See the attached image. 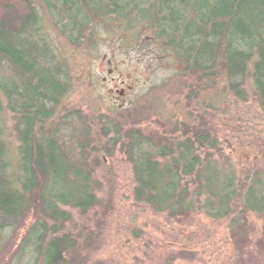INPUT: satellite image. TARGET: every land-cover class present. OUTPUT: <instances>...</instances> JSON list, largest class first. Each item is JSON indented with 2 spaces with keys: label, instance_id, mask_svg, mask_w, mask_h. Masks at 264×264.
<instances>
[{
  "label": "trees",
  "instance_id": "1",
  "mask_svg": "<svg viewBox=\"0 0 264 264\" xmlns=\"http://www.w3.org/2000/svg\"><path fill=\"white\" fill-rule=\"evenodd\" d=\"M39 3L75 47L96 48L103 30L147 40L196 87H214L223 78L235 97L247 99L251 78L264 110V0H0V64L8 67L0 78V247L33 217L23 240L30 245L27 264H74L80 238L72 211L88 217L102 204L97 170L103 159L99 149H88L89 130L79 152L62 134L64 127L71 138L83 131L71 110L57 114L71 75ZM7 111L14 115L16 164L5 132ZM102 124L105 151L111 155L120 146L131 164L136 202L170 218L195 211L226 218L237 206L241 188L217 158L219 140L204 120L181 123L173 135ZM256 192L254 185L246 190L242 210L264 216V192Z\"/></svg>",
  "mask_w": 264,
  "mask_h": 264
},
{
  "label": "rangeland",
  "instance_id": "2",
  "mask_svg": "<svg viewBox=\"0 0 264 264\" xmlns=\"http://www.w3.org/2000/svg\"><path fill=\"white\" fill-rule=\"evenodd\" d=\"M39 7L47 34L70 69V91L57 114L71 110L83 131L71 138V131L64 127L62 134L79 152L78 142L84 130H89L88 149L96 147L103 159L97 170L102 204L88 217L72 211L80 238L74 264H264V216L242 210L251 185L257 195L264 192V110L251 78L246 81L247 99H239L223 78L214 87H196L168 54L147 40L134 42L120 32L103 30L96 48L75 47L55 29L40 3ZM6 72L8 67L0 64V78ZM191 88L196 90L194 95ZM13 117L7 111L4 125L10 157L16 164ZM199 120L218 138L221 152L216 156L227 171L235 173L241 188L231 214L214 218L195 211L170 218L136 202L131 164L120 146L112 148L111 155L105 151L108 140L100 135L102 123L173 135L171 130L179 133L181 123L194 125ZM94 155L97 152L90 156ZM33 220L5 238L0 264L28 263L30 245L23 240Z\"/></svg>",
  "mask_w": 264,
  "mask_h": 264
}]
</instances>
